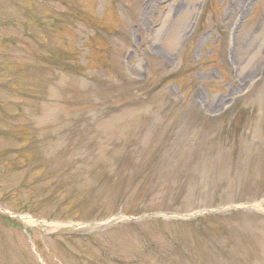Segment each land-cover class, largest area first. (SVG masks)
<instances>
[{
	"label": "rangeland",
	"instance_id": "374dc122",
	"mask_svg": "<svg viewBox=\"0 0 264 264\" xmlns=\"http://www.w3.org/2000/svg\"><path fill=\"white\" fill-rule=\"evenodd\" d=\"M263 199L264 0H0V264H264Z\"/></svg>",
	"mask_w": 264,
	"mask_h": 264
},
{
	"label": "water",
	"instance_id": "95a60500",
	"mask_svg": "<svg viewBox=\"0 0 264 264\" xmlns=\"http://www.w3.org/2000/svg\"><path fill=\"white\" fill-rule=\"evenodd\" d=\"M264 200V199H263ZM260 201H262V200H260ZM260 201H258V202H260ZM229 207H234V208H239L240 206H229ZM197 213H200V212H195V213H190V214H182V215H170L171 217H182V218H186V217H189V216H193V215H196ZM151 215H160L159 213H156V214H151ZM119 217H124V218H126L125 216H123V215H114V216H111V217H108V218H106V219H104V220H101V221H99V222H95V223H93V224H102V223H108L109 221H112V220H114V219H116V218H119ZM56 225H62V226H64V225H75V226H80V225H82V224H72V223H55ZM86 225H89V224H86Z\"/></svg>",
	"mask_w": 264,
	"mask_h": 264
},
{
	"label": "trees",
	"instance_id": "16d2710c",
	"mask_svg": "<svg viewBox=\"0 0 264 264\" xmlns=\"http://www.w3.org/2000/svg\"><path fill=\"white\" fill-rule=\"evenodd\" d=\"M237 116H238V125H240V123H242V122L245 123V122H244V119H245L244 114H238ZM237 116H236V117H237ZM208 219H209V218H208ZM202 220L205 221V219H202ZM6 221H7V223L9 222V223H10L11 225H13V226L16 225L15 222L10 221L9 219H6ZM205 222H206V221H205ZM9 223H8V224H9Z\"/></svg>",
	"mask_w": 264,
	"mask_h": 264
}]
</instances>
